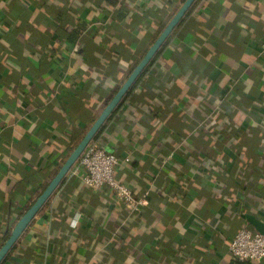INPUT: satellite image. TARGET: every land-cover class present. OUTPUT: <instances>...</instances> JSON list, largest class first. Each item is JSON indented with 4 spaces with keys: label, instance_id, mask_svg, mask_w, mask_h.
Masks as SVG:
<instances>
[{
    "label": "crops",
    "instance_id": "1",
    "mask_svg": "<svg viewBox=\"0 0 264 264\" xmlns=\"http://www.w3.org/2000/svg\"><path fill=\"white\" fill-rule=\"evenodd\" d=\"M25 1L0 0V248L185 2ZM263 42L264 0H196L94 138L129 158L117 175L142 211L90 191L79 159L1 264H235L228 243L264 202L225 206L213 166L237 153L238 120L264 139V114L244 107L264 98Z\"/></svg>",
    "mask_w": 264,
    "mask_h": 264
},
{
    "label": "trees",
    "instance_id": "2",
    "mask_svg": "<svg viewBox=\"0 0 264 264\" xmlns=\"http://www.w3.org/2000/svg\"><path fill=\"white\" fill-rule=\"evenodd\" d=\"M21 5L24 7H27V2L25 0H19ZM116 29L117 34H120V30ZM77 29L75 28L73 33H71L66 40L67 42L75 40ZM27 37L26 42L29 45V49L32 53L38 54L41 57H46L50 53V47H47L43 44H34L32 41ZM114 41L117 43V40L114 39ZM112 43V42H111ZM107 50L110 49V45L105 47ZM104 48V50H105ZM116 49H119L117 47ZM112 50V49H110ZM106 52V50H105ZM77 55L82 57V67L85 68L86 62L89 64L92 62L91 60V50L84 46L83 48L77 50ZM101 63L105 65L108 68H111L110 66V57L108 55L102 54L101 57ZM145 73H142V75ZM107 73H105V76ZM142 75L137 80L136 84L133 86V88L139 84L142 80ZM102 80V79H101ZM99 81H95L93 83L94 86L100 85V86H107V84H103ZM104 80V77H103ZM106 82V81H105ZM132 88V89H133ZM131 89V90H132ZM130 92V91H129ZM132 92V91H131ZM130 92V93H131ZM203 101L206 102L207 99L203 96ZM203 102V103H204ZM246 109H255L256 111H259L264 114V98L258 99L256 101H251L250 103L244 104ZM211 119L212 128L214 129H221V123L224 120H227L230 116L227 114H224L220 111H216ZM221 116L220 121L216 119L215 117ZM231 118V117H230ZM237 121V120H236ZM238 130L241 131L242 135L237 140V153L234 151H230V158L224 159L222 164L216 165L213 168L216 169V173L219 174L220 178L224 177V181H229L228 183L220 180L219 186H220V193L219 195L223 196L225 198V206L227 207H235L236 209L240 210L242 206L240 205V202L242 201L245 196L243 195V192L250 191L249 197L251 198V205L255 207L259 203L264 202V139L257 140L255 137H252L249 128L247 127L246 121L241 120L237 121ZM237 131V127H236ZM238 131V132H239ZM220 145V144H219ZM219 145H217L219 147ZM221 157V155H220ZM237 165V170L235 171L234 177L230 176L228 172L232 170L234 165ZM250 164V165H249ZM252 166V169L254 170L253 176H247L244 174V170L247 166ZM246 193V192H245ZM247 197V201H248ZM250 200V199H249ZM250 228H252L250 226ZM235 264H249L251 260H240L236 257H234ZM264 261V260H263Z\"/></svg>",
    "mask_w": 264,
    "mask_h": 264
},
{
    "label": "built area",
    "instance_id": "3",
    "mask_svg": "<svg viewBox=\"0 0 264 264\" xmlns=\"http://www.w3.org/2000/svg\"><path fill=\"white\" fill-rule=\"evenodd\" d=\"M128 160L129 158L122 159L109 151L99 140L93 139L81 156L78 166L72 169L71 173L77 176L81 173L90 191L108 193L124 204L130 213H140L146 200L137 197L117 175L121 163ZM228 248L232 255L240 260L263 261L264 234L243 226L229 241Z\"/></svg>",
    "mask_w": 264,
    "mask_h": 264
},
{
    "label": "water",
    "instance_id": "4",
    "mask_svg": "<svg viewBox=\"0 0 264 264\" xmlns=\"http://www.w3.org/2000/svg\"><path fill=\"white\" fill-rule=\"evenodd\" d=\"M196 0H185L183 5L177 11V13L173 16V18L169 21L165 29L158 36L155 42L151 45L145 56L139 62V64L132 71L130 76L121 86V88L117 91L114 97L110 100V102L106 105L104 110L101 112L99 117L84 135V137L80 140L78 145L69 155L65 163L62 165L59 172L52 179L49 185L45 188V190L41 193V195L37 198V200L31 205V207L24 213V215L19 219L13 228L10 236L4 242L2 247L0 248V264L5 260L7 255L13 249L17 241L21 238L25 230L33 221L34 217L39 213V211L44 207L49 198L53 195L59 185L62 183L68 172L71 170L73 165L80 159L86 150L87 146L90 142L97 136L100 132L106 121L111 117L114 111L118 108L120 103L123 101L125 96L128 94L130 89L137 82L139 77L142 75L147 66L151 63L153 58L162 48L164 43L167 41L169 36L173 33L175 28L180 24L185 15L191 9ZM248 219L250 223H252L256 230L264 234V222L257 219L254 215H248Z\"/></svg>",
    "mask_w": 264,
    "mask_h": 264
}]
</instances>
